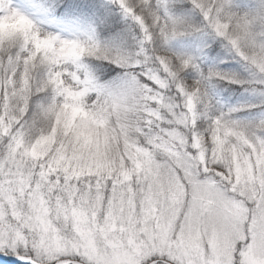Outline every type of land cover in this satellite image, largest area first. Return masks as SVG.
<instances>
[{"label":"snow or ice","instance_id":"obj_1","mask_svg":"<svg viewBox=\"0 0 264 264\" xmlns=\"http://www.w3.org/2000/svg\"><path fill=\"white\" fill-rule=\"evenodd\" d=\"M0 264H264V0H0Z\"/></svg>","mask_w":264,"mask_h":264}]
</instances>
